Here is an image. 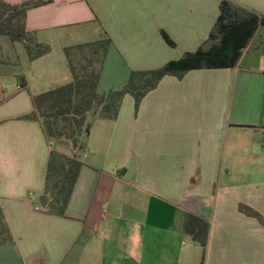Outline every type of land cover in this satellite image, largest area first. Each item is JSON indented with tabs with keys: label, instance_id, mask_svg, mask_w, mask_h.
<instances>
[{
	"label": "crops",
	"instance_id": "1",
	"mask_svg": "<svg viewBox=\"0 0 264 264\" xmlns=\"http://www.w3.org/2000/svg\"><path fill=\"white\" fill-rule=\"evenodd\" d=\"M231 1L264 16V0ZM218 4L52 0L25 18L47 54L19 60L0 37V208L11 235L0 264H264V225L238 211L245 204L264 216V26L237 67L168 75L137 113L126 95L114 121L90 115L81 150L50 142L39 120L23 119L50 90L54 57L67 66L64 47L108 38L97 90H117L130 71L196 50ZM81 22L90 27L72 28ZM244 112L256 122L238 124ZM52 149L82 163L64 217L37 204ZM188 215L208 224L204 249L185 231Z\"/></svg>",
	"mask_w": 264,
	"mask_h": 264
},
{
	"label": "trees",
	"instance_id": "2",
	"mask_svg": "<svg viewBox=\"0 0 264 264\" xmlns=\"http://www.w3.org/2000/svg\"><path fill=\"white\" fill-rule=\"evenodd\" d=\"M50 2L52 0H28L11 5L0 0V37H5L10 43H22L29 61L47 54L50 48L37 44L33 34L26 31V13ZM261 26H264V16L257 15L231 0H219L216 21L207 38L196 50L186 52L180 58L156 69L130 71L123 87L105 93H99L97 86L111 41L103 38L64 47L63 53L71 75L70 82L35 96L32 99L34 111L23 119L39 120L50 142L63 138L70 141L74 150H81L88 115L114 121L124 96L132 97L134 112L137 113L142 99L165 76L171 75L180 79L190 70L237 67L242 54ZM162 35L168 45H174L164 33ZM59 123H66L68 129L61 130ZM81 166L82 163L74 154L66 156L53 149L50 151L44 187L37 198V204L43 212L65 216ZM238 211L264 225V216L253 208L239 204ZM185 231L194 243L202 249L205 248L208 231L206 222L188 215ZM10 241V231L0 208V244Z\"/></svg>",
	"mask_w": 264,
	"mask_h": 264
},
{
	"label": "rangeland",
	"instance_id": "3",
	"mask_svg": "<svg viewBox=\"0 0 264 264\" xmlns=\"http://www.w3.org/2000/svg\"><path fill=\"white\" fill-rule=\"evenodd\" d=\"M89 27H90L89 23L81 22L80 24L75 25L72 28L74 30H80V29L84 30L85 28H89ZM14 44L17 48L16 50H17V54L19 56V60H22L23 58H26L28 60L23 44L22 43H14ZM63 55H64L63 53L62 54L60 53V56L62 58H63ZM54 59H55V63H51L49 65V69H48L50 72L48 74L49 79H50V85H51L50 89H52L56 86H61V85L65 84L68 81L69 77L71 78L68 67L66 66L63 68L62 63H60V61H58V59H56V57H54ZM9 85H12V90L14 91L15 85L14 84H9ZM90 117H91L90 115L87 116V120H91ZM236 121L240 125L256 122V120H254L253 115L250 112L242 113L241 115H239V117H237ZM86 125L88 126L89 123H87ZM58 126L61 130H67L68 129V127H67L68 125L66 123H59ZM58 141H61L60 138H58ZM82 144L83 145L85 144V140H82ZM0 245H3V244H0Z\"/></svg>",
	"mask_w": 264,
	"mask_h": 264
},
{
	"label": "built area",
	"instance_id": "4",
	"mask_svg": "<svg viewBox=\"0 0 264 264\" xmlns=\"http://www.w3.org/2000/svg\"><path fill=\"white\" fill-rule=\"evenodd\" d=\"M104 212H105V210H104Z\"/></svg>",
	"mask_w": 264,
	"mask_h": 264
}]
</instances>
